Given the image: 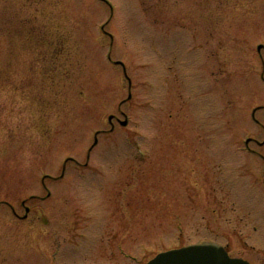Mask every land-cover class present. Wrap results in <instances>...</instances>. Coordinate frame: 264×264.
<instances>
[{
	"label": "rangeland",
	"instance_id": "1",
	"mask_svg": "<svg viewBox=\"0 0 264 264\" xmlns=\"http://www.w3.org/2000/svg\"><path fill=\"white\" fill-rule=\"evenodd\" d=\"M260 44L264 0H0V264H264Z\"/></svg>",
	"mask_w": 264,
	"mask_h": 264
},
{
	"label": "water",
	"instance_id": "2",
	"mask_svg": "<svg viewBox=\"0 0 264 264\" xmlns=\"http://www.w3.org/2000/svg\"><path fill=\"white\" fill-rule=\"evenodd\" d=\"M261 48V47H260ZM148 264H250L243 259L231 258L219 245H192L159 254Z\"/></svg>",
	"mask_w": 264,
	"mask_h": 264
}]
</instances>
